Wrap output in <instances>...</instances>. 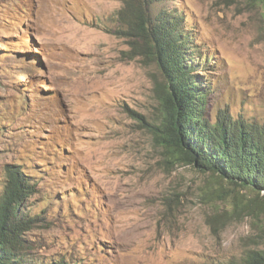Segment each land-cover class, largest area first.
Here are the masks:
<instances>
[{
    "label": "rangeland",
    "instance_id": "1",
    "mask_svg": "<svg viewBox=\"0 0 264 264\" xmlns=\"http://www.w3.org/2000/svg\"><path fill=\"white\" fill-rule=\"evenodd\" d=\"M126 1L0 0V192L7 167L21 164L36 183V251L78 264H214L264 248V193L250 202L167 145L163 77L121 32ZM153 9L180 14L211 58L197 73L212 117L227 108L264 122V6ZM234 193L246 195L236 210Z\"/></svg>",
    "mask_w": 264,
    "mask_h": 264
},
{
    "label": "trees",
    "instance_id": "2",
    "mask_svg": "<svg viewBox=\"0 0 264 264\" xmlns=\"http://www.w3.org/2000/svg\"><path fill=\"white\" fill-rule=\"evenodd\" d=\"M254 1L264 6V0ZM153 2L127 0L119 13L127 23L123 35L161 71L163 83L157 84L156 97L167 145L184 163L215 174L237 191L245 190L253 202L252 194L264 193V122L235 117L227 108L212 117L205 77L197 73L206 71L203 67L211 58L197 54L201 47L189 36L180 14L156 12ZM35 187L21 164L7 167L0 192V264H78L66 252L36 251L30 234L40 215L27 204ZM243 196H231L235 210L239 201L246 203ZM214 264H264V248H250L239 259Z\"/></svg>",
    "mask_w": 264,
    "mask_h": 264
}]
</instances>
